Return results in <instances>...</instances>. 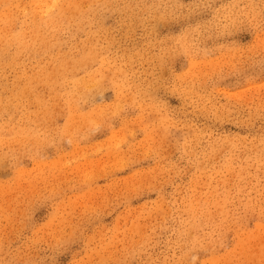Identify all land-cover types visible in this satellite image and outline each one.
Returning <instances> with one entry per match:
<instances>
[{"label": "rangeland", "instance_id": "obj_1", "mask_svg": "<svg viewBox=\"0 0 264 264\" xmlns=\"http://www.w3.org/2000/svg\"><path fill=\"white\" fill-rule=\"evenodd\" d=\"M0 264H264V0H0Z\"/></svg>", "mask_w": 264, "mask_h": 264}]
</instances>
